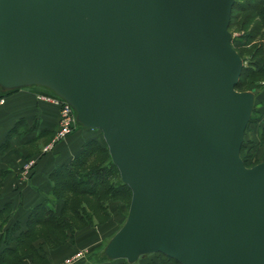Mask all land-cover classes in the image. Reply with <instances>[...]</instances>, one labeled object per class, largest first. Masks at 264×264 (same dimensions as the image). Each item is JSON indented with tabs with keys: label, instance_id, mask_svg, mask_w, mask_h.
Here are the masks:
<instances>
[{
	"label": "water",
	"instance_id": "obj_1",
	"mask_svg": "<svg viewBox=\"0 0 264 264\" xmlns=\"http://www.w3.org/2000/svg\"><path fill=\"white\" fill-rule=\"evenodd\" d=\"M234 0H0V88L41 86L99 129L131 191L108 259L264 264V160L240 157Z\"/></svg>",
	"mask_w": 264,
	"mask_h": 264
},
{
	"label": "rangeland",
	"instance_id": "obj_2",
	"mask_svg": "<svg viewBox=\"0 0 264 264\" xmlns=\"http://www.w3.org/2000/svg\"><path fill=\"white\" fill-rule=\"evenodd\" d=\"M237 5L231 10L228 29L231 33V42L237 53L240 55L245 67L244 74L240 79L239 91H250L251 86H257L258 92L255 94L254 106L251 114V121L248 122L244 139L240 149V157L246 161V166L250 167L264 160V14L255 13L250 8L249 0H234ZM234 4V3H233ZM241 6V7H240ZM241 74V73H240ZM240 77V76H239ZM36 95H40L47 100H51L58 106V120L51 136L42 138V142L35 141L27 146V156L22 170V175H29L33 171L35 163L34 157L45 154L56 148V144L65 141L75 130L72 129L63 138H56L59 133V115L62 113L60 101H56V96L41 86H29ZM5 97H3V102ZM2 104V103H1ZM101 135L98 129L97 134ZM107 159V154L96 153L89 156L88 165L98 166ZM5 173L3 172L0 186H2ZM119 175H111L110 180L118 183ZM50 180V178H49ZM67 189V188H66ZM61 185L56 189L50 190L46 197H49L53 203L54 215L47 222L41 224H31V233L29 237L23 239L18 249L0 264H24L27 257H30V264H42L44 255L48 250L58 247L61 243L72 244V234L84 228H101L106 225H112L115 228L123 223L131 199V192L125 195L110 196L108 193H99L97 195L71 192ZM58 196H61L60 198ZM58 197V198H57ZM46 199V198H45ZM65 200V201H64ZM45 201V200H44ZM61 203V209L58 208ZM57 204V205H56ZM65 204V205H64ZM4 209L0 220L7 219L8 227H12V219L15 211L8 204ZM2 206V207H3ZM63 206H65L63 208ZM76 207L81 208L80 216ZM63 208V209H62ZM63 210V211H62ZM59 215V216H58ZM122 218V220H121ZM122 223H121V221ZM108 223V224H107ZM119 224V225H118ZM26 227V225L24 226ZM11 234V232H9ZM111 236V235H110ZM109 236V237H110ZM109 237H106L102 243L93 251L82 255L76 254L66 258L61 264H90L95 263L100 251L103 250ZM15 243V242H13ZM99 263V262H98ZM104 264H129L124 260H106ZM132 264H179L172 259L167 258L161 253H148L141 255L138 260Z\"/></svg>",
	"mask_w": 264,
	"mask_h": 264
},
{
	"label": "crops",
	"instance_id": "obj_3",
	"mask_svg": "<svg viewBox=\"0 0 264 264\" xmlns=\"http://www.w3.org/2000/svg\"><path fill=\"white\" fill-rule=\"evenodd\" d=\"M3 97L5 101L0 104V171L5 176L0 186V208L7 203L15 211L12 222L18 221L21 228H25L31 208L44 202L51 190V171L73 159L85 142H100L101 135L97 134V129L84 127L76 122L75 130L65 141L56 144L54 150L31 156L35 159L33 171L29 175H22L21 168L28 158L27 146L35 141L41 143L42 138L51 136L58 120V106L51 100L36 95L30 87L18 88ZM58 208L61 209V203H58ZM115 225L84 228L74 232L71 235L72 244L61 243L58 247L49 249L42 264H61L77 253L82 255L93 251L106 237L112 236L119 229L120 225L118 224V228ZM2 248L0 247V252ZM29 260L30 257H27L24 264H30Z\"/></svg>",
	"mask_w": 264,
	"mask_h": 264
},
{
	"label": "trees",
	"instance_id": "obj_4",
	"mask_svg": "<svg viewBox=\"0 0 264 264\" xmlns=\"http://www.w3.org/2000/svg\"><path fill=\"white\" fill-rule=\"evenodd\" d=\"M249 2H250V8L253 11H255V13L258 12L261 15L264 14V0H249ZM235 5H237V3L234 2L232 8H234ZM244 71H245V67L243 66L238 82L236 83V89L240 87L239 86L241 82L240 79L244 74ZM253 88L256 89V93H257L258 87L251 86L250 90ZM16 89L18 88L8 89V90H3L0 88V97H3L4 95ZM50 92L53 93L52 91ZM250 121H251V117L249 122ZM77 124L81 125L78 122ZM104 151L107 154L106 161L98 166L90 167L88 165L89 156L100 152L103 153ZM243 162L244 164L246 163L245 160H243ZM115 173L119 175L116 166L111 161L108 148L101 134L100 142L96 140H89L85 142L82 147V150L78 154H76L73 157V159H71L68 163L61 164L55 167L51 171L49 175L51 182V190L53 191L54 194V189H56V186L61 184L65 189L67 188L66 191L70 190L73 193L78 192L87 195L88 194L97 195L103 192L105 194L108 193L110 196L125 195L127 192L129 194V192H131L129 187L126 184H124L121 181V179H119L118 183L116 184L110 180L111 175H114ZM2 174L3 172L0 171V180ZM58 197L60 198L61 196ZM52 203L53 201L49 197H46L44 202L39 203L38 205L32 207L28 214L25 228H21L18 221H13L12 223L14 225L9 228L7 219L0 220V247H3L0 252V261H2L3 259L5 260L9 255L13 254L18 249L19 244L23 242V239L29 237L31 233V224H41L51 219V217L54 215ZM6 207L7 206L4 205L3 207L0 208V215H2ZM64 207L65 206H63V208ZM76 208H77L76 209L77 213L78 214L81 213V208L80 207H76ZM79 215L82 216L81 214ZM9 232H11V234ZM155 253H159V252H155ZM166 257L172 259L168 256ZM106 260H112V259H108L104 255L102 250L100 251L95 263L98 262L101 263ZM122 260H124L126 263H129L125 259Z\"/></svg>",
	"mask_w": 264,
	"mask_h": 264
},
{
	"label": "built area",
	"instance_id": "obj_5",
	"mask_svg": "<svg viewBox=\"0 0 264 264\" xmlns=\"http://www.w3.org/2000/svg\"><path fill=\"white\" fill-rule=\"evenodd\" d=\"M55 95V94H54ZM56 96V101H60V103L62 104L61 111L62 113H60L59 115V133L58 136L56 137L58 138H63L65 137L68 133H70L72 131V129L74 128L76 121V115H75V111L72 108V106L66 102L65 100H63L62 98H60L59 96ZM3 103V97H0V104Z\"/></svg>",
	"mask_w": 264,
	"mask_h": 264
}]
</instances>
